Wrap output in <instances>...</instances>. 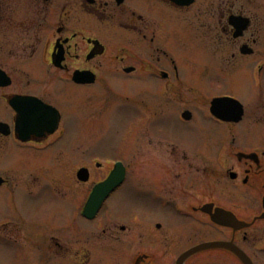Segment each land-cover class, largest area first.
<instances>
[{"label": "flooded vegetation", "instance_id": "af4514ba", "mask_svg": "<svg viewBox=\"0 0 264 264\" xmlns=\"http://www.w3.org/2000/svg\"><path fill=\"white\" fill-rule=\"evenodd\" d=\"M9 194L3 264H264V0H0Z\"/></svg>", "mask_w": 264, "mask_h": 264}, {"label": "rangeland", "instance_id": "374dc122", "mask_svg": "<svg viewBox=\"0 0 264 264\" xmlns=\"http://www.w3.org/2000/svg\"><path fill=\"white\" fill-rule=\"evenodd\" d=\"M73 122V121H72ZM210 123V122H209ZM211 124V123H210ZM210 131L216 132L217 130L213 129L212 127L210 128ZM215 134V135H214ZM210 134L212 138L217 137L218 133ZM83 147L88 149L89 154H95L98 155L101 158H114V157H121L125 158L127 156L126 153V147L123 144V142L120 141V137H117L114 135L113 137L109 138H97L96 140H93L91 143H82ZM33 196L27 197L28 203L35 204V202H39L38 200L42 198L49 197V193L43 192V190H40L39 192H35L32 194ZM11 196L10 194L7 197H0V214H5L3 209H1L4 205H9L10 203ZM141 198L138 197L136 190H131L128 196L124 198L122 201V205L124 208H127L130 212L132 210L136 211L135 213H138V211L142 210L143 207L141 205ZM37 207H33L29 210V212L25 213H20L24 214L25 218L35 214L39 215L40 211H37ZM155 215V213H152ZM6 260V250L3 249V246L0 244V264H3L4 261Z\"/></svg>", "mask_w": 264, "mask_h": 264}, {"label": "water", "instance_id": "95a60500", "mask_svg": "<svg viewBox=\"0 0 264 264\" xmlns=\"http://www.w3.org/2000/svg\"><path fill=\"white\" fill-rule=\"evenodd\" d=\"M213 112L216 114V116L220 117V116H219V115L216 113V111H215V110H214Z\"/></svg>", "mask_w": 264, "mask_h": 264}]
</instances>
